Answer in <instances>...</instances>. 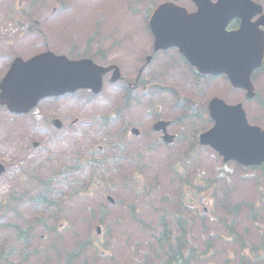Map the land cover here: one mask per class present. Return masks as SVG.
<instances>
[{"label":"rangeland","instance_id":"rangeland-1","mask_svg":"<svg viewBox=\"0 0 264 264\" xmlns=\"http://www.w3.org/2000/svg\"><path fill=\"white\" fill-rule=\"evenodd\" d=\"M162 2L0 0V73L16 55L28 58L50 48L86 53L99 64L118 65L122 75L118 84L106 77L97 96L79 92L46 100L5 124L0 264H67L75 250L71 264H162L178 237L181 252L198 253L191 264H238L264 254V246L253 250L264 240L263 171L224 163L192 136L211 126L206 115L200 124L190 122V102L199 112L218 96L242 102L249 123L264 127V72L253 74L259 103L245 100L222 78L199 91L176 51L168 50L142 73L151 91L124 103L122 87L133 82L151 49L146 15ZM28 25L35 26L33 33L26 34ZM169 84L174 94L165 91ZM55 115L64 121L60 130L50 125ZM157 116L172 121V144L160 143L151 131ZM5 204L10 211L2 210ZM6 224H17L19 233Z\"/></svg>","mask_w":264,"mask_h":264},{"label":"water","instance_id":"water-1","mask_svg":"<svg viewBox=\"0 0 264 264\" xmlns=\"http://www.w3.org/2000/svg\"><path fill=\"white\" fill-rule=\"evenodd\" d=\"M198 6L194 17L178 18L183 12L171 3L159 6L150 19L155 37V48L177 46L189 62L201 73H224L234 87L246 90V96H254L249 76L260 66L264 50V37L256 26L248 24V18L259 8L247 0H193ZM241 18L243 24L237 32H222L224 22L219 16ZM200 30L210 34L206 43L197 44L192 35L185 32ZM199 50L192 51V46ZM112 67L102 68L90 60L69 61L63 56L44 53L22 62L16 59L1 83L0 103L14 112H26L38 100L61 95L77 89H90L97 93L101 88V76ZM119 78L117 68L111 81ZM209 115L215 125L200 135V143L214 148L224 161L235 160L242 165H258L264 162V130L249 126L241 105L229 106L214 98L208 105ZM167 124L158 122L153 130H164ZM164 143H171L173 136L164 133ZM100 231L99 228L96 229Z\"/></svg>","mask_w":264,"mask_h":264},{"label":"trees","instance_id":"trees-1","mask_svg":"<svg viewBox=\"0 0 264 264\" xmlns=\"http://www.w3.org/2000/svg\"><path fill=\"white\" fill-rule=\"evenodd\" d=\"M263 172H264V168H263ZM181 242H182L181 237H178V245H180ZM178 245H176L173 248L169 246L170 253L168 254V257L163 264H191L192 258H195L198 255V253H196V250L193 248L189 249L188 255H184L181 252ZM262 246H264V241H262ZM78 254L79 252L77 250L69 253L66 258L67 264H71L76 258H78ZM259 261H264V260H262L261 258ZM239 264H250V263L249 262L244 263L243 261H241Z\"/></svg>","mask_w":264,"mask_h":264},{"label":"flooded vegetation","instance_id":"flooded-vegetation-1","mask_svg":"<svg viewBox=\"0 0 264 264\" xmlns=\"http://www.w3.org/2000/svg\"><path fill=\"white\" fill-rule=\"evenodd\" d=\"M1 110V112L3 113V115H6V114H8V115H10L9 113H7L6 111H4L2 108H0ZM11 116V118L9 119V121H10V124L13 122V118L15 117L14 115H10ZM0 120L2 121V123L0 122V131H2V130H4V128H5V124L8 122V120H7V118L6 117H3V116H0ZM6 144H9V143H6ZM2 144H0V146H1ZM29 145H30V143H29ZM31 149H33V148H31ZM1 154H4V152L3 151H0V165H1V175H2V173H4L5 172V170H6V167H7V161L3 158V156L1 155ZM14 156H15V153H14Z\"/></svg>","mask_w":264,"mask_h":264}]
</instances>
